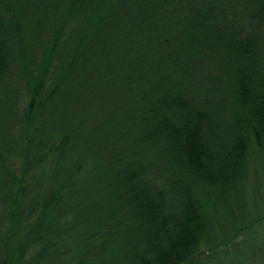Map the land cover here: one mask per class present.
<instances>
[{
  "label": "trees",
  "instance_id": "trees-1",
  "mask_svg": "<svg viewBox=\"0 0 264 264\" xmlns=\"http://www.w3.org/2000/svg\"><path fill=\"white\" fill-rule=\"evenodd\" d=\"M0 264H264V0H0Z\"/></svg>",
  "mask_w": 264,
  "mask_h": 264
},
{
  "label": "bare ground",
  "instance_id": "bare-ground-1",
  "mask_svg": "<svg viewBox=\"0 0 264 264\" xmlns=\"http://www.w3.org/2000/svg\"><path fill=\"white\" fill-rule=\"evenodd\" d=\"M131 259H129V261H130Z\"/></svg>",
  "mask_w": 264,
  "mask_h": 264
}]
</instances>
